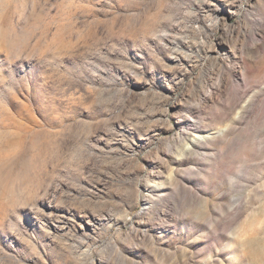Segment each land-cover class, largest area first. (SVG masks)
Returning a JSON list of instances; mask_svg holds the SVG:
<instances>
[{"label": "rangeland", "instance_id": "374dc122", "mask_svg": "<svg viewBox=\"0 0 264 264\" xmlns=\"http://www.w3.org/2000/svg\"><path fill=\"white\" fill-rule=\"evenodd\" d=\"M0 264H264V0H0Z\"/></svg>", "mask_w": 264, "mask_h": 264}]
</instances>
